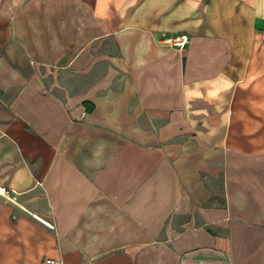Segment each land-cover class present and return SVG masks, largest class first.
<instances>
[{"label": "crops", "instance_id": "0c3cea01", "mask_svg": "<svg viewBox=\"0 0 264 264\" xmlns=\"http://www.w3.org/2000/svg\"><path fill=\"white\" fill-rule=\"evenodd\" d=\"M263 32L264 0H0V264H264Z\"/></svg>", "mask_w": 264, "mask_h": 264}, {"label": "built area", "instance_id": "2783aa9c", "mask_svg": "<svg viewBox=\"0 0 264 264\" xmlns=\"http://www.w3.org/2000/svg\"><path fill=\"white\" fill-rule=\"evenodd\" d=\"M189 40H190L189 36L187 34H184V33H178V34H174V35L164 36L162 38V41H164L165 43H167L173 47H177V48L185 47L189 43ZM262 40L264 42V32L262 35ZM45 263L46 264H61L62 261H58V260L53 259V258H46Z\"/></svg>", "mask_w": 264, "mask_h": 264}, {"label": "trees", "instance_id": "16d2710c", "mask_svg": "<svg viewBox=\"0 0 264 264\" xmlns=\"http://www.w3.org/2000/svg\"><path fill=\"white\" fill-rule=\"evenodd\" d=\"M87 105L90 104L88 101L85 102ZM90 108H91V105H90Z\"/></svg>", "mask_w": 264, "mask_h": 264}, {"label": "rangeland", "instance_id": "374dc122", "mask_svg": "<svg viewBox=\"0 0 264 264\" xmlns=\"http://www.w3.org/2000/svg\"><path fill=\"white\" fill-rule=\"evenodd\" d=\"M42 262L45 264V259Z\"/></svg>", "mask_w": 264, "mask_h": 264}]
</instances>
